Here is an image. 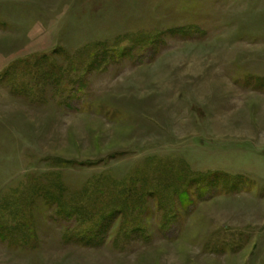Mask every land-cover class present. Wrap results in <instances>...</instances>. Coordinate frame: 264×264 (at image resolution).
<instances>
[{"label":"rangeland","instance_id":"rangeland-1","mask_svg":"<svg viewBox=\"0 0 264 264\" xmlns=\"http://www.w3.org/2000/svg\"><path fill=\"white\" fill-rule=\"evenodd\" d=\"M0 264H264V0H0Z\"/></svg>","mask_w":264,"mask_h":264},{"label":"trees","instance_id":"trees-1","mask_svg":"<svg viewBox=\"0 0 264 264\" xmlns=\"http://www.w3.org/2000/svg\"><path fill=\"white\" fill-rule=\"evenodd\" d=\"M183 196H184V195H183ZM183 196H182V197H183ZM183 200H185V199H183ZM126 202H129V201L126 200ZM184 202H186V200H185ZM129 205H130V204H129ZM129 205H125L127 209L130 208ZM137 206H138L137 208L142 207L141 205L139 206L138 204H137ZM139 210H141V209H139ZM93 230H95V229H93ZM96 233H97V230H96ZM79 235H80V234H79Z\"/></svg>","mask_w":264,"mask_h":264}]
</instances>
